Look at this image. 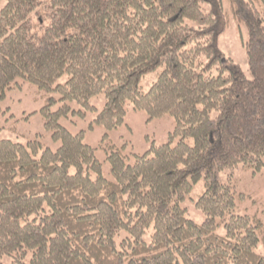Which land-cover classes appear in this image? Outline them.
Wrapping results in <instances>:
<instances>
[{"label":"trees","instance_id":"16d2710c","mask_svg":"<svg viewBox=\"0 0 264 264\" xmlns=\"http://www.w3.org/2000/svg\"><path fill=\"white\" fill-rule=\"evenodd\" d=\"M228 3L0 0V103L22 82L36 85L48 95L45 127L61 143L54 150L0 138V258L264 264V219L241 208L251 197L235 182L238 170L264 171V0ZM232 19L248 28V72L219 49ZM101 94L91 129L123 125L129 105L149 119L175 118L169 140L132 163L112 149L111 177L86 131L61 123L97 110ZM202 181L200 223L185 203Z\"/></svg>","mask_w":264,"mask_h":264},{"label":"rangeland","instance_id":"374dc122","mask_svg":"<svg viewBox=\"0 0 264 264\" xmlns=\"http://www.w3.org/2000/svg\"><path fill=\"white\" fill-rule=\"evenodd\" d=\"M215 4V0H209ZM225 9H229L228 0H223ZM210 9V6L206 7ZM248 37V28L245 24H238L231 20L228 28L219 36V49L226 56H231L241 65L243 70L248 72V62L243 41ZM159 71L147 74L141 82L143 91H148L153 82L157 79ZM63 77L60 81H65ZM47 94L33 84L22 82L20 87L9 90L7 98L0 103V138H8L13 141L27 143L29 140L39 139L45 147L57 149L60 141H55L52 132L45 127V121L40 110L46 103ZM57 96V95H56ZM105 95L101 94L92 99V103L98 108L95 111L71 113L68 117L61 119V123L73 133L81 130L86 131L85 140L96 147V155L103 163L104 174L111 177L110 162L107 159L112 149L123 152L128 162L134 161L135 153H144L150 149L153 142L160 145L169 140L171 132L175 128V118L172 115H165L159 118L149 119L144 110H136L128 106V113L123 125L113 130H107L103 126L90 128V123L102 110L105 104ZM74 108L80 106L73 104ZM109 133V139L103 140L105 133ZM177 140H175L176 142ZM228 172L222 174L227 178ZM235 182L240 191L245 192L251 198L241 204V208L249 213H258L264 219V171L257 176L251 171L243 169L235 172ZM204 189L203 181L200 182L185 205L189 209V216L197 222L205 218L194 204V200ZM0 264H12L9 256L0 258Z\"/></svg>","mask_w":264,"mask_h":264}]
</instances>
